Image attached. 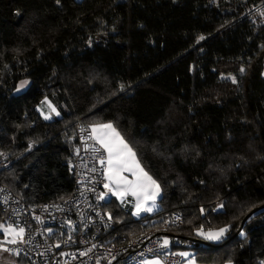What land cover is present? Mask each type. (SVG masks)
<instances>
[{
  "label": "trees",
  "instance_id": "trees-1",
  "mask_svg": "<svg viewBox=\"0 0 264 264\" xmlns=\"http://www.w3.org/2000/svg\"><path fill=\"white\" fill-rule=\"evenodd\" d=\"M263 70L264 0H0V151L34 145L0 180L29 205L64 200L77 123L111 122L161 189L139 221L105 203L120 233L178 213L164 236L202 242L198 261L264 264V208L235 236L264 205Z\"/></svg>",
  "mask_w": 264,
  "mask_h": 264
},
{
  "label": "built area",
  "instance_id": "built-area-1",
  "mask_svg": "<svg viewBox=\"0 0 264 264\" xmlns=\"http://www.w3.org/2000/svg\"><path fill=\"white\" fill-rule=\"evenodd\" d=\"M75 133L77 151L69 162L73 189L64 200L29 205L0 180L2 221L25 229L24 242L6 246L12 255L29 264H145L149 259L160 264H181L179 250L205 247L198 240L178 239H171L164 246L162 237L167 230L183 226L178 213L159 216L152 229L131 237L120 233L106 215L105 202L100 198L106 179L97 154L92 151L99 146L88 139L91 128L77 123ZM33 149L31 145L16 156L0 151V176ZM93 168L95 172L91 171ZM221 208L217 203L214 211Z\"/></svg>",
  "mask_w": 264,
  "mask_h": 264
},
{
  "label": "snow or ice",
  "instance_id": "snow-or-ice-1",
  "mask_svg": "<svg viewBox=\"0 0 264 264\" xmlns=\"http://www.w3.org/2000/svg\"><path fill=\"white\" fill-rule=\"evenodd\" d=\"M57 3H59V0H57ZM200 39L202 40L204 37L201 36ZM243 71L241 69V72ZM232 79L235 83V78ZM27 83V81H23L21 87H24ZM52 111H55V109L53 108ZM56 114L59 115V113ZM45 119H49V117L45 116ZM88 139L94 140L95 144L99 146L98 148H93L92 151L97 154L96 158L104 169L103 176L108 181L104 187L112 195L117 196L121 200L125 196L133 197L135 200L136 215H139L141 211L151 212L153 207H155L156 198L160 195V185L141 166L136 152L120 132L117 131L116 127L111 122L93 125L91 127V135ZM91 171L95 172L96 169L93 168ZM126 173L127 175H125ZM104 195V193H101L100 198L103 199ZM149 201L152 202V205L145 207ZM201 211L203 212V209ZM0 230H3L6 237L11 236V239L6 242L12 244L24 242V228H20L18 225L0 224ZM227 231V227L207 233L203 232V230H198L197 235H202L206 240L219 241ZM241 235L243 236L244 233L241 232ZM167 244L168 241L165 240L164 246H167ZM3 250L9 251L7 248ZM181 255L186 254L182 253Z\"/></svg>",
  "mask_w": 264,
  "mask_h": 264
},
{
  "label": "crops",
  "instance_id": "crops-1",
  "mask_svg": "<svg viewBox=\"0 0 264 264\" xmlns=\"http://www.w3.org/2000/svg\"><path fill=\"white\" fill-rule=\"evenodd\" d=\"M263 77H264V70H263ZM125 175H127V173ZM129 178H131V177H129ZM106 183H108L107 180H106ZM103 193L105 194L104 197H103V201L105 203L110 202L112 200L115 201L118 204L119 209L121 211H123V213L127 216V218H129L132 221H139L144 216L153 215L156 212H158L159 208H160L158 200H159V198L161 196V193L156 198L155 207H153L152 211L151 212L141 211L139 213V215L135 214L136 213V208H135V200H134L133 197L125 196L123 198V200H121L117 196L112 195L111 192H109V190L107 188H105V187L103 189ZM151 205H152V202L149 201L148 205H145V207H149ZM170 240H171V238H168V244L170 243ZM178 252L180 253V255L182 253L186 254V255H181L183 257V262L181 264H207V263L198 261L197 257L195 256L196 253L194 251L191 252L190 250H179ZM145 264H160V262L158 260H156V259H149L148 261H146Z\"/></svg>",
  "mask_w": 264,
  "mask_h": 264
},
{
  "label": "rangeland",
  "instance_id": "rangeland-1",
  "mask_svg": "<svg viewBox=\"0 0 264 264\" xmlns=\"http://www.w3.org/2000/svg\"><path fill=\"white\" fill-rule=\"evenodd\" d=\"M75 1L80 2L82 0H75ZM27 82L28 83L26 85H24V87H21V83L19 84V87L17 89L16 94H21L22 92H24L29 87L30 83H29V81H27ZM49 105H51V107H49ZM53 108L55 109V111H52ZM37 111L43 117V119L46 121L54 120L60 116V113H59V110L57 109V106L51 102L43 103V104L37 106ZM56 113H59V115H57ZM45 116H48L49 119H45ZM0 224L6 225L2 220L0 221ZM162 238H163V242L165 240L168 241L167 237L163 236ZM9 239H11V236L6 237L3 230H0V264H18V259H17L16 255H12L9 251L3 250L4 248H6V246L8 244H12V243L6 242ZM208 241L210 243H213V244L218 242V241H210V240H208ZM190 251L195 252V250H190ZM227 264H231V263H227Z\"/></svg>",
  "mask_w": 264,
  "mask_h": 264
},
{
  "label": "water",
  "instance_id": "water-1",
  "mask_svg": "<svg viewBox=\"0 0 264 264\" xmlns=\"http://www.w3.org/2000/svg\"><path fill=\"white\" fill-rule=\"evenodd\" d=\"M262 208H264V205L261 206V207H258V208H256V209H254L253 211H251V212L245 217V219H244L243 222L241 223L240 228H239V230L237 231V233L235 234V236L241 231L244 222H245V221H246V220H247L252 214L256 213L257 211L261 210ZM211 247H213V246H211Z\"/></svg>",
  "mask_w": 264,
  "mask_h": 264
}]
</instances>
